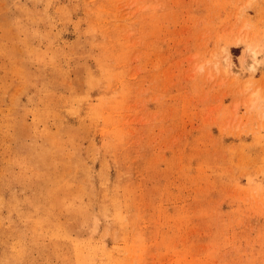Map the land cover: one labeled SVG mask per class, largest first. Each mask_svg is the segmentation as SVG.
Returning <instances> with one entry per match:
<instances>
[{
    "label": "rangeland",
    "instance_id": "obj_1",
    "mask_svg": "<svg viewBox=\"0 0 264 264\" xmlns=\"http://www.w3.org/2000/svg\"><path fill=\"white\" fill-rule=\"evenodd\" d=\"M0 264H264V0H0Z\"/></svg>",
    "mask_w": 264,
    "mask_h": 264
},
{
    "label": "bare ground",
    "instance_id": "obj_2",
    "mask_svg": "<svg viewBox=\"0 0 264 264\" xmlns=\"http://www.w3.org/2000/svg\"><path fill=\"white\" fill-rule=\"evenodd\" d=\"M252 55H253V57H255V54L254 53H252Z\"/></svg>",
    "mask_w": 264,
    "mask_h": 264
}]
</instances>
